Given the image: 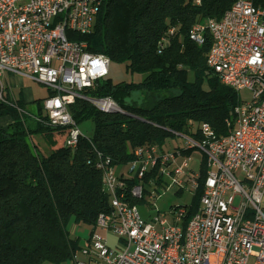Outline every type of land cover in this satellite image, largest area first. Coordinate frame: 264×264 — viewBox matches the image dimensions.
I'll use <instances>...</instances> for the list:
<instances>
[{
  "label": "built area",
  "instance_id": "1",
  "mask_svg": "<svg viewBox=\"0 0 264 264\" xmlns=\"http://www.w3.org/2000/svg\"><path fill=\"white\" fill-rule=\"evenodd\" d=\"M100 3L0 0V103L17 107L12 77L45 85L51 95L42 101L44 112L52 126L68 128L66 145L71 149L85 137L70 111L78 99L89 100L105 113H116L120 107L112 98L83 94L109 76L111 60L89 52L86 42L69 38V33L94 32ZM206 33L212 38L207 65L222 83L238 93L250 90L253 97L263 93L264 7H257L254 0H236L221 19L195 24L190 38L202 45ZM252 100H240L228 120L226 141L211 142L215 131L204 124L200 132L209 133L208 141L180 135L187 146L173 152L158 145L138 147L127 165L128 175L124 171L118 175L112 159L98 152L97 167L107 178L105 191L112 211L99 216L97 231L76 256V264H180L182 218L191 205L174 206L169 214L148 222L139 204L129 200L142 201L146 193L155 197L169 187L176 194L195 196L201 158L196 168L189 156L193 151L201 156L204 144L212 147V179L209 189H203V204L191 229L189 264H264V106L251 108ZM132 179L139 182L129 186ZM146 184L155 189L154 194ZM98 229L118 237V246L111 248Z\"/></svg>",
  "mask_w": 264,
  "mask_h": 264
},
{
  "label": "trees",
  "instance_id": "2",
  "mask_svg": "<svg viewBox=\"0 0 264 264\" xmlns=\"http://www.w3.org/2000/svg\"><path fill=\"white\" fill-rule=\"evenodd\" d=\"M235 1L102 0L94 32L69 33V38L144 78L118 84L105 78L84 91L88 98H112L126 114L105 113L78 99L70 107L76 123L95 127L76 149L66 145L68 128L51 125L42 101L33 102L36 113L28 109L31 103L23 93L17 107L0 103V264H66L81 254L71 224L88 225L91 236L99 216L112 211L98 152L115 166H127L138 147L165 149L178 134L203 139L204 124L219 136L228 134L240 95L208 67L210 35L199 45L190 32L197 23L221 19ZM254 2L264 7V0ZM203 166L187 219L199 212L207 175Z\"/></svg>",
  "mask_w": 264,
  "mask_h": 264
},
{
  "label": "rangeland",
  "instance_id": "3",
  "mask_svg": "<svg viewBox=\"0 0 264 264\" xmlns=\"http://www.w3.org/2000/svg\"><path fill=\"white\" fill-rule=\"evenodd\" d=\"M111 79L115 84H118L120 82H140L143 80V75H133L130 72L127 71L126 64H120L116 62H112L110 65V73L107 77ZM15 82L17 83L15 87V93L17 96H20L21 93H23V96L28 101H43L46 98H48L50 94V90L40 82L31 79V78H16ZM241 100L247 102L252 100L253 94L250 90H242L239 92ZM25 100V101H26ZM27 102V101H26ZM28 109H30L33 113L37 112L36 107L34 106V103L27 105ZM8 119H5L2 123L3 126H6L8 123ZM94 123L93 122H87L83 124L80 129L85 137L91 138L94 132ZM35 140L38 142L40 137H35ZM43 146H45L43 141H40ZM187 146L186 138L180 135H177L176 137L171 138L167 146L165 147L166 150L173 152L175 149L183 148ZM50 152L51 151H47ZM189 157L194 158L195 164H192L197 168L199 167L198 161L200 160L201 156L197 151H193L192 155ZM124 171L128 175V167L127 166H118L116 169V172L118 175ZM169 184H172V181L170 180L168 182ZM147 190L154 194L155 189L150 186L149 184H146ZM194 202V195L193 193L185 192L183 194H176L173 187H169L167 190H161L159 194H156L155 197H152L149 193H146V197L144 200L140 201L139 203V211L143 218L147 220L148 222L153 221L155 217L158 215H164L169 214L171 212V208L174 206H184V205H191ZM71 230H75L74 237L80 238V242L82 246L86 245V241L90 237L91 228L81 223L79 225L71 224ZM98 232L105 235L108 238L109 246L111 248H116L118 246V237L112 234H107L106 232L98 229ZM125 246V244H121L120 247ZM118 250V249H117ZM45 264H51V263H45ZM66 264H76V261L74 259L73 263L68 262Z\"/></svg>",
  "mask_w": 264,
  "mask_h": 264
},
{
  "label": "bare ground",
  "instance_id": "4",
  "mask_svg": "<svg viewBox=\"0 0 264 264\" xmlns=\"http://www.w3.org/2000/svg\"><path fill=\"white\" fill-rule=\"evenodd\" d=\"M102 3H100L101 8ZM264 106V91L263 93H257L256 96L253 97V100L251 101V108L253 109H261ZM116 112L124 113V111L121 109V107H116ZM228 134L219 136L216 132L211 135V142H220V141H226L227 137L230 134V123L228 121ZM204 136L203 139H200L197 141H208L209 140V133L207 132H201ZM202 138V137H201ZM212 159H213V152L211 144H204L201 148V172L203 169V165H206L207 168V175L206 178H204V189H209L210 187V181L212 179ZM203 178V174L200 175V187H201V180ZM104 186L107 187V178H104ZM201 205L203 204V195L201 198ZM188 215V213H187ZM187 215L182 218V240L179 242V257L180 264H189V246L188 242L189 239H191V229L193 228V224L196 222V218H198L199 212L190 217V219H187Z\"/></svg>",
  "mask_w": 264,
  "mask_h": 264
},
{
  "label": "crops",
  "instance_id": "5",
  "mask_svg": "<svg viewBox=\"0 0 264 264\" xmlns=\"http://www.w3.org/2000/svg\"><path fill=\"white\" fill-rule=\"evenodd\" d=\"M17 77H12L11 78V82H12V84H13V88H14V91H15V87H16V85H17V83L15 82V79H16ZM19 97V96H18ZM26 100V99H25ZM27 101V103H33L34 101H28V100H26ZM71 232H72V234H73V236H74V234H75V230L73 229V230H71Z\"/></svg>",
  "mask_w": 264,
  "mask_h": 264
}]
</instances>
